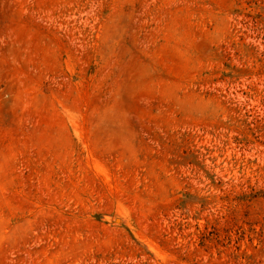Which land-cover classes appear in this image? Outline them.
Returning <instances> with one entry per match:
<instances>
[{
    "label": "rangeland",
    "instance_id": "374dc122",
    "mask_svg": "<svg viewBox=\"0 0 264 264\" xmlns=\"http://www.w3.org/2000/svg\"><path fill=\"white\" fill-rule=\"evenodd\" d=\"M0 264H264V0H0Z\"/></svg>",
    "mask_w": 264,
    "mask_h": 264
}]
</instances>
